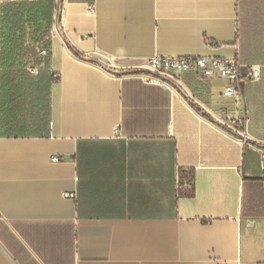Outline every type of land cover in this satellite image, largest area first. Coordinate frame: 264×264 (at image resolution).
Returning <instances> with one entry per match:
<instances>
[{"label":"crops","instance_id":"obj_1","mask_svg":"<svg viewBox=\"0 0 264 264\" xmlns=\"http://www.w3.org/2000/svg\"><path fill=\"white\" fill-rule=\"evenodd\" d=\"M256 1L66 0L47 65L30 77L0 5V264L264 261V119L248 114L252 82L243 146L214 118L234 109L226 79L185 73L180 90L143 79L153 56L256 65L239 17ZM180 174L192 195L178 193Z\"/></svg>","mask_w":264,"mask_h":264},{"label":"built area","instance_id":"obj_2","mask_svg":"<svg viewBox=\"0 0 264 264\" xmlns=\"http://www.w3.org/2000/svg\"><path fill=\"white\" fill-rule=\"evenodd\" d=\"M34 1L36 0L7 2L14 3L15 7H18L20 2L24 3V8L21 10L19 16V28H17L16 34L23 40L26 50L29 52V56L28 52L24 55L23 67L31 75L36 76L41 69L46 67V59L49 58L50 26L54 21H58L60 28H63L62 12L66 0H54L49 26L38 9H31L30 4ZM94 9V2L88 3L87 10L92 12ZM2 10V30L6 34L10 29V23L4 22ZM84 56L78 55V58H86ZM103 67L109 72L113 66L108 62ZM242 68L244 69L243 72ZM185 73H192L200 79L208 80L219 77L227 80V85L222 92V96L232 101L234 109L233 111H229L226 108H220L214 118L230 134L237 137L243 146H251V138L247 133V115L243 86L259 78V66L243 64L238 54L232 57L194 55L153 56L148 61V72L143 75V79L146 82L180 90L183 87L181 76ZM52 78L54 80L58 79V74L52 72ZM260 151L261 163L264 170V147ZM51 159L52 161H59L61 158L53 155ZM181 177L183 178L185 175L180 174L176 179L178 193L185 194L192 191L193 183L190 180L191 177L186 174V180L184 181H181ZM64 197L75 198L76 194L65 192ZM255 264H264V261Z\"/></svg>","mask_w":264,"mask_h":264},{"label":"rangeland","instance_id":"obj_3","mask_svg":"<svg viewBox=\"0 0 264 264\" xmlns=\"http://www.w3.org/2000/svg\"><path fill=\"white\" fill-rule=\"evenodd\" d=\"M7 1L17 0H0V5ZM239 11L241 42L245 39L244 52L246 51L251 57V62L259 66L260 73L259 78L251 85L248 114L252 113L256 119H264V0H257L253 7L244 8L241 5ZM243 19L246 21L245 35H243Z\"/></svg>","mask_w":264,"mask_h":264},{"label":"trees","instance_id":"obj_4","mask_svg":"<svg viewBox=\"0 0 264 264\" xmlns=\"http://www.w3.org/2000/svg\"><path fill=\"white\" fill-rule=\"evenodd\" d=\"M4 8H3V16H4V22L6 23H10V34H14V30L19 28V16L21 14V10L24 8V3L20 2L18 7L14 6V3L11 2H5L4 4ZM50 5H51V0H39V1H34L30 4L31 9H38L40 14L42 15L43 19L46 20L47 25L49 26L50 24ZM6 47L1 48L2 53L3 52H7L6 51ZM13 50L9 49L8 51ZM48 60V58L46 59V61ZM22 70L25 72V74L27 75V77H30V73L27 72L24 67L22 68ZM42 72V69H41ZM40 73V72H39ZM184 180H186V178L183 177ZM191 180V179H190ZM181 181H182V177H181ZM193 194V189L190 192L185 193L184 195H192Z\"/></svg>","mask_w":264,"mask_h":264}]
</instances>
